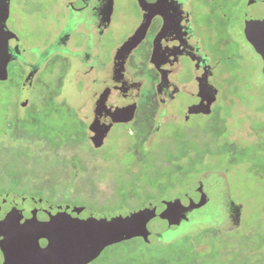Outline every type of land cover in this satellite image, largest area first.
<instances>
[{
	"label": "flooded vegetation",
	"instance_id": "flooded-vegetation-1",
	"mask_svg": "<svg viewBox=\"0 0 264 264\" xmlns=\"http://www.w3.org/2000/svg\"><path fill=\"white\" fill-rule=\"evenodd\" d=\"M57 2L64 18L58 34L35 47H25L16 36L21 52L16 46L8 51L23 57L24 63L10 59L7 78L0 80L10 79L11 64L18 68L19 84H11L0 102L4 215L24 209L31 197L104 210L100 195L117 180L140 179L144 159L152 157L167 125L179 129L193 117L213 114L221 82L236 73L223 68L222 59L232 57L226 54L229 50L240 59L242 47L251 46L264 60L261 29L254 25L256 18H264L254 13V5L264 9L260 0ZM116 31L123 34L118 38ZM63 33L65 40L48 56L40 52ZM135 33L137 43L123 48ZM37 62L41 65L33 72ZM45 65L48 71L38 75ZM54 72L59 74L55 81ZM27 75H32L29 85ZM206 83L217 90L211 112L188 113L201 103ZM61 114L65 117L59 122ZM110 138L115 153L97 154ZM123 152L128 166L115 163L124 161L118 155ZM99 173L104 174L98 177ZM82 197L86 203L77 201ZM229 207L232 219L233 205ZM0 264H30V259L26 253L13 250L9 255L0 247Z\"/></svg>",
	"mask_w": 264,
	"mask_h": 264
},
{
	"label": "rangeland",
	"instance_id": "rangeland-1",
	"mask_svg": "<svg viewBox=\"0 0 264 264\" xmlns=\"http://www.w3.org/2000/svg\"><path fill=\"white\" fill-rule=\"evenodd\" d=\"M63 22L57 0H9L6 25L25 47L48 44ZM122 34V31L114 33L118 38ZM256 49L243 46L240 59L233 49L226 53L232 57L222 59L223 68L236 73L221 82L218 101L210 117H193L179 129L167 125L157 138L152 157L144 159L140 179L133 176L117 180L114 187L100 195L105 198L102 211L137 208L149 200L170 201L178 193L186 192L201 205L202 194L191 189L193 185L199 186L200 174L212 172V177L204 184L214 177L217 182L226 183L225 189L221 186L219 200L227 211L229 199L242 206L239 228L217 235L213 231L220 232L218 228H208L187 233L170 244H147L134 238L107 247L93 264H157L160 260H171L178 253H184L188 259L196 256L200 264H264V60ZM13 66L9 67L10 79L0 82V102L8 94V87L11 84L16 87L20 82L19 70ZM47 66L38 75L48 71ZM51 75L53 81L59 76L55 72ZM64 117L61 114L59 122ZM193 141L199 147H195ZM138 146L136 143L135 149L141 151ZM83 149L80 147V151L84 152ZM190 152L196 161L201 160L198 165L191 160ZM96 153L114 154L112 139ZM118 155L124 161L120 163L121 160L116 159L115 163L128 166L130 160L126 153ZM177 164L181 170L175 175ZM99 174L102 175L98 177H102L104 173ZM84 200L83 197L77 199L86 203ZM192 201L190 198L185 206Z\"/></svg>",
	"mask_w": 264,
	"mask_h": 264
},
{
	"label": "water",
	"instance_id": "water-1",
	"mask_svg": "<svg viewBox=\"0 0 264 264\" xmlns=\"http://www.w3.org/2000/svg\"><path fill=\"white\" fill-rule=\"evenodd\" d=\"M253 8L255 14L264 15V9L257 5ZM8 16L9 0H0V80L7 78L10 59L18 58V54H11L8 49L16 46L20 52L22 50L16 35L6 25ZM256 19L254 25L261 29L262 41L259 43L264 45V18ZM65 35L66 33H63L50 47L40 52L48 56L51 49L53 51L63 39L65 40ZM137 36L135 33L127 39L123 48L130 49L137 43ZM18 59L24 63L23 57ZM40 65L41 62L34 64L33 72ZM30 77L27 75L29 79H25L26 85H29ZM216 93V88L206 83L202 86L201 103L191 106L188 113L195 111L209 114ZM99 145L100 143L94 144L96 147ZM211 177L212 172L203 173L197 183L199 186L193 185L191 189L192 192L202 194L199 199L202 201L201 205L197 204L194 196H187L188 192L178 193L170 201L149 200L137 208L110 211H97L75 204H52L31 197L27 199L30 201L25 202L24 209H14L5 215L0 213V247L8 253L13 250L26 253L30 264H90L107 247L134 238H139L147 244H170L187 233L208 228L230 232L240 226L242 206L230 202L229 199L227 211L226 206L219 200L221 186L225 189L226 183L221 184L214 177L212 181L204 184ZM190 198L193 201L185 206ZM192 203L193 207L189 209ZM230 203L234 209L232 219ZM190 220L196 223H191Z\"/></svg>",
	"mask_w": 264,
	"mask_h": 264
},
{
	"label": "trees",
	"instance_id": "trees-1",
	"mask_svg": "<svg viewBox=\"0 0 264 264\" xmlns=\"http://www.w3.org/2000/svg\"><path fill=\"white\" fill-rule=\"evenodd\" d=\"M193 142H194L193 145L195 147H199V144L198 143L196 144V141H193ZM192 154H193L192 152L189 153V156L192 158L191 160H193V163H196V165H198L199 164L198 162H200L201 160L200 161H198V160L196 161V158L193 157ZM200 159H202V158L200 157ZM180 170H181L180 165L179 164L175 165V172H176L175 175H178ZM213 232L215 233L214 235H217V234L221 233V232H217V231H213ZM235 234H238V233L234 232V235ZM196 258H197L196 256H193L192 258L188 259L187 256H185L184 253L183 254L182 253H178L177 255H174L171 260H165V261H161L160 260V261L157 262V264H200V262L197 261ZM91 264H93V263H91Z\"/></svg>",
	"mask_w": 264,
	"mask_h": 264
}]
</instances>
